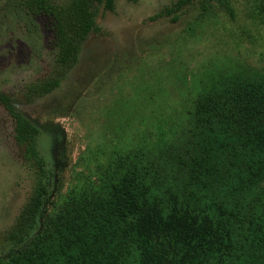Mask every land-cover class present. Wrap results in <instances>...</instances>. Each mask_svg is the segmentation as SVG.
Returning <instances> with one entry per match:
<instances>
[{
	"label": "trees",
	"instance_id": "trees-1",
	"mask_svg": "<svg viewBox=\"0 0 264 264\" xmlns=\"http://www.w3.org/2000/svg\"><path fill=\"white\" fill-rule=\"evenodd\" d=\"M115 2L7 0L30 33L39 38V19L51 33L49 77L26 86L24 102L60 86L81 45L99 31L98 9L112 12ZM196 2L201 16L216 6L232 17L229 0H176L154 19L176 22ZM0 105L33 174L0 264H264V69H208L190 108L176 115L177 129L160 132L156 145L121 142L60 206L39 128L11 96L0 92Z\"/></svg>",
	"mask_w": 264,
	"mask_h": 264
},
{
	"label": "rangeland",
	"instance_id": "rangeland-1",
	"mask_svg": "<svg viewBox=\"0 0 264 264\" xmlns=\"http://www.w3.org/2000/svg\"><path fill=\"white\" fill-rule=\"evenodd\" d=\"M175 1L116 0L112 12L99 8V31L81 45L60 86L26 103V86L49 77L51 33L39 19L40 36L33 35L0 0V92L39 128L40 154L57 175V206L69 189L96 176L121 142L156 145L160 132L177 129L176 115L190 108L208 69H264V0H229L232 17L216 6L201 16L196 2L176 22L154 19ZM12 120L0 105V255L33 187Z\"/></svg>",
	"mask_w": 264,
	"mask_h": 264
}]
</instances>
